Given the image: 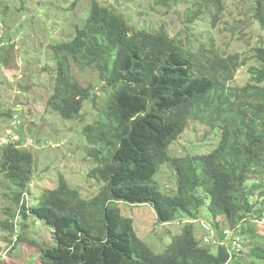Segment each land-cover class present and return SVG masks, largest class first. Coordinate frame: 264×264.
Wrapping results in <instances>:
<instances>
[{
  "label": "trees",
  "instance_id": "16d2710c",
  "mask_svg": "<svg viewBox=\"0 0 264 264\" xmlns=\"http://www.w3.org/2000/svg\"><path fill=\"white\" fill-rule=\"evenodd\" d=\"M231 1L246 7L243 11L264 31V0ZM160 2L183 8L185 37L138 28L119 11L91 1L84 28L52 47L49 110L76 120L85 101L93 97L98 105L96 119L81 132L96 166L88 178L103 183L94 197L83 198L59 175L55 188L44 190L31 205L26 195L33 155L21 143L2 146L0 173L17 188L18 215L53 230L54 245L41 247V264H264V244L240 250L242 242L233 245L222 238L228 230L260 240L247 219H264V46L251 50L258 66L248 68L250 81L233 87L246 60L226 55L209 34L226 14L227 0ZM207 20L210 31L194 37L192 30ZM92 67L99 72L101 96L73 76L74 70L80 74ZM189 121L217 129L218 145L205 154L169 156ZM163 164L176 174L173 196L152 184ZM120 202L150 205L160 223L180 220L181 233L162 253H153L137 237L132 220L121 215ZM204 208L215 234L198 240L194 222ZM3 227L15 231L13 222ZM201 242L215 245L216 253Z\"/></svg>",
  "mask_w": 264,
  "mask_h": 264
},
{
  "label": "rangeland",
  "instance_id": "374dc122",
  "mask_svg": "<svg viewBox=\"0 0 264 264\" xmlns=\"http://www.w3.org/2000/svg\"><path fill=\"white\" fill-rule=\"evenodd\" d=\"M91 1L119 11L138 28L151 32L162 30L170 37L187 35L183 8L166 7L160 0H0V154L4 142L10 141L21 143L33 155L34 168L29 195H26L31 205L44 190L55 188L59 175L85 199L94 197L103 185L88 178L89 171L96 166L87 157L81 134L83 127L97 117L98 105L94 106L93 97L84 102L80 118L76 120H63L47 106L54 85L52 47L69 42L76 29L84 28ZM227 2V12L214 32L210 31L207 20L202 24L205 27L197 26L192 34L198 38L201 32L210 31L226 55L241 54L246 65L236 72L232 86L242 87L250 81L248 68L258 66L251 50L264 46V31L243 11L246 7L231 0ZM197 46L195 42L192 44L194 50ZM73 76L96 96H101L98 70L87 68L80 74L74 70ZM209 129V125L199 121H189L185 131L169 147L168 155L183 158L212 151L220 136L217 129L213 132ZM152 184L162 194L173 196L177 191L176 174L169 165L163 164ZM16 192L17 188L0 173V264H41L40 249L54 245L53 230L32 216L23 219L18 215L21 206L15 202ZM117 206L123 217L132 220L137 237L155 254L162 253L181 233L180 220L160 223L148 204L120 202ZM11 222L15 225L13 232L3 227ZM247 222L259 230L253 234H258L260 240L228 230L224 231L225 235L222 233V238L233 245L242 242L240 250L248 248L246 244H264V219L253 223L248 218ZM209 223L210 215L204 208L194 222L198 240L210 239L215 234ZM201 246L212 254L217 251L213 244L201 242Z\"/></svg>",
  "mask_w": 264,
  "mask_h": 264
},
{
  "label": "clouds",
  "instance_id": "9594fccd",
  "mask_svg": "<svg viewBox=\"0 0 264 264\" xmlns=\"http://www.w3.org/2000/svg\"><path fill=\"white\" fill-rule=\"evenodd\" d=\"M14 117H17V116H14ZM15 122H18V121H15Z\"/></svg>",
  "mask_w": 264,
  "mask_h": 264
}]
</instances>
